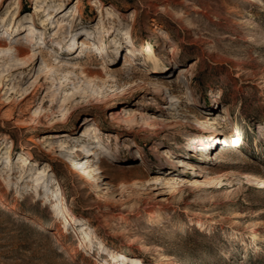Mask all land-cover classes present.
Wrapping results in <instances>:
<instances>
[{
  "label": "rangeland",
  "instance_id": "obj_1",
  "mask_svg": "<svg viewBox=\"0 0 264 264\" xmlns=\"http://www.w3.org/2000/svg\"><path fill=\"white\" fill-rule=\"evenodd\" d=\"M91 1L6 0L0 10L5 45L20 35L29 45L9 61L5 57L16 48L0 51V199L18 205L0 207V264H117L114 260L122 254L144 264H264V215H254L264 209V188L233 179L232 188L161 194L160 185H155L158 190L146 185L161 173L192 178L194 170L167 167V151L192 163L212 156L205 162L215 172L235 170L264 178V139L258 140L264 130V0L251 6L243 0H101L95 6ZM59 4L63 11L56 14ZM40 8L46 11L38 14ZM59 20L67 24L61 31ZM34 24L35 30L28 29ZM128 30L137 62L144 61L143 52L163 46L165 56L150 67L135 63L133 75L114 76L125 88L102 87L109 72L125 66ZM85 32L97 37L95 43L103 37L107 47L113 40L124 46L123 58L99 69V77L81 69L58 72V79L57 72L41 77V59L29 72L13 71L30 60L26 54L36 45L54 52V61L64 56L56 45L77 37L80 45H72L78 48L73 57L86 53L90 49L84 51L79 40ZM32 34L38 41L57 37L53 45L33 44ZM175 44L180 50L172 52ZM93 48L99 57L83 56L100 67L108 54L98 44ZM182 66L188 71L180 73ZM146 70L158 79H147ZM162 79L171 80L166 83L168 98L148 99L156 88L151 83L145 88V80ZM194 115L222 117L214 127L227 134L195 128ZM236 129L241 139L236 144L228 139L231 145L224 147L230 150L213 159L221 138ZM82 146L102 157L81 153ZM72 161L88 167L94 179L74 172ZM160 164L166 166L160 169ZM39 170L49 177L37 193L32 177ZM21 172L26 173L23 180ZM59 183L64 187L61 216L50 210ZM127 187L130 193H124ZM181 194L185 201L180 205H164V197L172 201ZM218 202L225 204L215 206ZM66 215L85 222L90 236L104 244L84 245L74 233L76 224L64 231ZM257 218L262 224L254 228Z\"/></svg>",
  "mask_w": 264,
  "mask_h": 264
},
{
  "label": "bare ground",
  "instance_id": "obj_2",
  "mask_svg": "<svg viewBox=\"0 0 264 264\" xmlns=\"http://www.w3.org/2000/svg\"><path fill=\"white\" fill-rule=\"evenodd\" d=\"M5 1L6 0H0V10L3 7ZM92 1L90 2V4L93 6H95V4H93L94 2H96V3L101 2V0H94L93 2ZM243 1L245 4L251 6V5L258 3L260 0L259 1L257 0V2L255 0H243ZM16 3L20 4V0H16ZM61 7H62V4H59L56 7V14L63 11V8L61 9ZM45 11H46V8H44L43 10L40 8L37 11V13L39 14V13L45 12ZM52 13L53 12L50 11L48 14L50 15ZM21 14H22L21 11H19L17 13V17L15 18L16 21L14 22L12 29L14 28L16 23H19L18 18L21 16ZM2 22H5V21H2ZM32 23H34V22H30V24H32ZM21 25L22 24L19 25L18 30H20ZM57 25H58L59 31H61L65 28V26L67 24L64 23L63 20H59L57 22ZM31 28L35 30L37 28V26H35V24H34V26L30 25L28 29H31ZM12 29L11 30L6 29V32H9V31L11 32ZM159 34H163V32H159ZM56 37L57 36H53L52 38H50L48 40L45 38H42L41 41H38L37 40L38 36L32 34L29 41H30V43H33V44H37V43L42 42L44 45H48L49 43H50V45H53L54 44L53 41L56 39ZM124 38L129 39V44L127 46L128 51H127V54L124 58L126 60L125 66L122 69L118 70V72H109V77L106 78V80H104V81L102 80L103 81L102 83H104V85H102V87L106 86V88L109 87V88H113V89L115 87H120L119 80L115 79L114 76L122 77V76H125L126 74H132V73L134 74L135 72H137L136 70L132 71L133 67L135 66V63L140 64L144 67H150V65H151L150 62H153V61L158 60V59L163 60V58L165 56L164 52H165V49L167 50V48L165 46H163L158 51L157 50H154V51L149 50L148 52H143L142 56H144V61L143 62H141V61L137 62L138 55H137V52L135 49V43L133 41L132 32L130 30H128ZM21 39H22V35H20V38L18 40L13 41V38H12L11 44L5 45L7 43V41L5 42L4 37H0V51L5 50V48H6V50L8 48H12V47L16 48L14 53L8 55L7 57L3 56L6 58L5 59L6 61H9L10 59L15 58V57H20V55H22L23 53H25L29 49V45L26 43H23V41ZM79 40L82 41L81 48L84 51H86L85 49H90V50L94 49L93 47H96V44H98V46L104 47L103 50H104V52H107L108 57L102 59V65L100 67H95V65H93L88 59L84 58L85 55L88 57L90 55H92L94 58H97L100 56L99 52H91L89 50V51H86V53L84 52V54H82V55H78L77 57H73L75 55L77 49L79 48V45H80L78 38L74 37L67 44L63 45L62 43L61 44L59 43L56 45V47L60 48V50H61L60 53L64 54V56H62V57L60 56L61 57L60 59H56L53 61V56L56 55L54 52H52V51L47 52V51L42 49V47H43L42 45H36L35 49H33L31 52H28V54H26V55H29L30 60L28 62H25L24 64H22L20 66L13 68V71H18L19 73L29 72L34 67V65L37 64L39 59H41L42 60V67L39 70L41 77L42 76L48 77V75L57 72L56 78L58 79L59 78L58 72L70 71L71 69H81L84 73L85 72H89V73L96 72V74L99 77V75H101V71H99V69L100 70L109 69V68H111L110 64L117 63L118 61H120L121 58H123V54H122L123 50L122 49L124 46L122 45V48H120L121 44L119 43L118 40H113L112 42L108 43V47H107V45L105 44V41H106L105 38L99 37L98 41H101V43H95V41L97 42V37L95 38V36H87V32L83 33L80 36ZM75 43L76 44L78 43V48L73 50L72 45ZM112 49H114V50H112ZM179 50H180V47L177 44H175V46H173L171 51L177 52ZM120 53H121V55H120ZM49 55H50V57L47 58V56H49ZM187 67H188V65H187ZM179 70H180V73H182L184 71H188V69L185 68L184 66L180 67ZM131 71H132V73H131ZM157 71L161 72V70H155L154 72H157ZM145 75H146L147 79H158V78L154 77L152 75V73L149 72L148 70H146ZM173 76H175V74ZM148 81L145 80V86H146L145 88H150L149 84H147V83L153 84L154 88H156V90L154 92L155 96L148 97V99H157L156 95H160L161 97H163V99L168 98L167 93L165 92L166 89L168 88V85H166V83H169L171 80L162 79L161 82H156V81H151V80L149 82ZM46 83L51 84V82H46ZM100 83H101V81H100ZM126 85L127 84H125V85L122 84L120 88H125ZM115 90H113V91H115ZM31 93H32L31 91L27 92L23 96V99L28 98L31 95ZM223 112H226V110ZM193 117H194L193 125L195 126V128L202 129L203 131H212V132L214 131L215 133L227 134L226 131L225 132L218 131L221 126L218 125L217 127H214V125H217L219 123L218 119L223 120L222 117L221 118H219L218 116L216 118H213V117L209 118L208 117L207 119L201 118L198 115H194ZM58 121H59L58 119L54 120V122H58ZM258 136H259L258 140L260 138L264 139V130H260L258 133ZM84 137H87V134H84ZM240 137H241V132L239 129L235 130V134L231 133L229 136H223L220 140V146L218 148H216V150L214 152V153H216V155L213 157V159L219 160V157L224 152H227L230 150V149H227L224 147L225 145H231V144H228L229 143L228 139H231V141L236 144L239 141V139H241ZM210 139L214 140V137L211 136ZM93 142H96V140H93ZM85 147L82 146L78 151H80L83 154L88 153L89 155H95V158H101L102 157L96 151H93V150L92 151H89V150L86 151ZM194 148H198V147L194 146ZM28 153H29V151L25 152V154H28ZM169 153L170 152L167 151V154H166L168 161H170V165H167V167L175 168L179 171H181L182 167H184V168L187 167V169L194 170V172L192 174L193 175L192 178H185V177H181L178 175L177 176L176 175L169 176V175H165V174L161 173V174H159L160 175L159 177H154V178H150V179L146 180L147 181L146 185H148V186L160 185L159 188L163 190V192H160L161 194L162 193L163 194H167V193L169 194L170 191L177 192V191H180L183 189H185L184 191H185V193H187L188 191H191L192 189H194V191H195V189L202 190L203 187H206V188L216 187V189H219V190H221L222 188H225V187L226 188H229V187L232 188L233 187L232 182L234 180H236V183H238V185L239 184L244 185V183H246V184L254 186L256 188H258V187L264 188V178L261 175L246 174L242 171H235V170L229 171V172L228 171L215 172V170L212 169L211 165L209 163L205 162V160L207 161V159L211 160L212 156H208V157L206 156L205 157L203 155L201 158L202 160H204L203 162L192 163L190 161V159H187V158L185 159L181 153H179L178 156H176L175 158L169 156ZM23 157H24V154H20L18 159L21 160ZM24 162L25 163H24L23 167L27 166L26 161H24ZM81 164H82L81 162L78 163L77 161H72L71 165H72V169L74 170V172H77V173L81 174L82 176L87 177L86 178L87 180H91V179L93 180L94 176L91 175V172H89L88 167L81 166ZM165 166L163 164L162 165L160 164L157 167L162 169ZM195 166H198L199 168H197ZM97 169H98V172H103V171H101V168L99 166L97 167ZM48 175H49V172H46L45 170H39L36 173V176L32 177V188L35 189L37 191V193L39 191H41V189L46 187V185H47L46 181L49 177ZM25 177H26L25 172H21L18 176V178L21 180H23V178H25ZM136 184H138V183H136ZM123 185L124 184H122V183L119 184V186H123ZM159 188L155 186L153 189L158 190ZM130 192H131V190L127 187L124 193H130ZM45 194H47V192ZM63 195H64V187L61 183H59L57 185L55 192H54V196L57 199L55 200V202H53L51 204V208H50V210L52 212H54V215L61 216L64 214V212H63L64 210L62 209ZM139 196L140 197L143 196L142 190H140ZM184 201H185V198L182 194L179 196H176L174 198V200H172V201L169 200L167 197L163 198L164 205H172V206L177 205L178 206L181 203H183ZM224 204H225L224 202H222L221 204L218 202V204H215V206L224 205ZM17 206L18 205L16 204V202L3 201L0 199V207H2V208H17ZM184 211L188 212V210L186 208L184 209ZM254 215L255 216L264 215V209L257 211ZM64 220H65L64 231H68L71 224L77 225L76 228L74 227V229H75L74 233L82 241V243L84 245H85V243H88L89 245H92V244L103 245L104 244V242H105L104 239H102L100 237L93 238L90 236L89 231L87 230L88 226L85 222L81 223L75 218H69L67 215L64 217ZM261 224H262L261 220L259 218H257V219L253 220L252 226L254 228H256ZM251 236H252V238L257 239V236L255 233L252 232ZM86 254L88 256H90L92 259H96L95 255H93V253H91L89 250L86 251ZM96 261L98 262L99 258L96 259ZM114 261L117 264H120V261L122 262V264L125 262H127V264H128V262H132L134 264H144L142 259L137 258V257H133V256L128 255V254L127 255L122 254L120 256V258L115 259Z\"/></svg>",
  "mask_w": 264,
  "mask_h": 264
}]
</instances>
